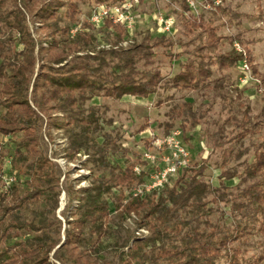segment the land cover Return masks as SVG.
I'll return each mask as SVG.
<instances>
[{"label": "trees", "instance_id": "16d2710c", "mask_svg": "<svg viewBox=\"0 0 264 264\" xmlns=\"http://www.w3.org/2000/svg\"><path fill=\"white\" fill-rule=\"evenodd\" d=\"M21 1L43 33L33 39L17 0H0V135L12 140L9 165L16 175L26 178L27 186L21 193L17 184L0 191V264H264V140L253 145L240 175L230 167L223 169L240 156L232 144L264 127V104L258 115H251L242 100L243 90L233 84L229 72L238 67L241 55L222 50L223 40L229 45L237 41L246 50L256 41L244 37L240 26L244 14L223 5L205 17L182 12L177 15L178 34L157 32L152 36L145 30L139 41L136 35L128 36L123 26L106 19L103 24L117 30L109 44L101 46L97 36L82 30L78 0ZM90 1L114 5L123 0ZM179 5L186 9L183 0ZM91 10L87 16L90 25ZM231 23L237 29L234 34L220 33ZM77 25L80 27L72 35L71 29ZM126 39L130 42L121 45ZM11 41L21 47L10 50ZM157 48L170 60L184 57L178 72L171 76L161 73ZM214 73L218 76L212 80ZM211 82L227 110L207 138L211 151H221L218 185L204 180L209 166L206 159L190 162L161 187L136 195L131 190L142 182L144 173L133 170L135 162L114 165L109 176L100 177L94 186L74 190L64 183L66 210L75 197L80 201L70 213L71 219L66 217L68 227L60 243L61 222L55 216L60 174L56 163L40 149L43 117L47 127L68 134L70 156L100 149L96 158L109 167L105 159L108 138L101 145L88 136L97 124L93 105L87 106L91 99L146 98L171 89L199 90ZM234 102L239 104V116L231 112ZM177 114L185 115L182 131L200 122L191 103H183ZM77 124L79 131H74ZM145 143L149 147V138ZM3 160L0 154V175ZM234 178L237 183L228 186L226 181ZM41 203L43 208L31 220L21 216L30 204ZM112 212L120 219L135 216L136 225L147 234L125 236L110 259L93 257L83 232L96 233L91 248L97 250L104 222Z\"/></svg>", "mask_w": 264, "mask_h": 264}, {"label": "rangeland", "instance_id": "374dc122", "mask_svg": "<svg viewBox=\"0 0 264 264\" xmlns=\"http://www.w3.org/2000/svg\"><path fill=\"white\" fill-rule=\"evenodd\" d=\"M139 1L140 4L135 12L136 14L139 13L138 20L135 23L134 32H132L133 35H136L138 41L141 39L145 30H148L152 36L157 34L152 20L154 13L160 12L163 15L173 18L175 22L174 35L178 34L180 29L177 15L182 12L183 14L190 13L187 7H185L186 9L184 11L183 7H180L181 0ZM183 1L186 4L185 0ZM17 3L25 12L28 28L33 39L41 37L43 32L39 29L38 23L26 13L21 0H17ZM94 5L90 0H78V6L81 11L78 22L83 23L81 24L82 30L98 37V45L106 46V43L109 44L108 42L114 38L113 30L116 32L117 29L109 23H104L99 26H92L87 23L88 13ZM222 5L229 9H237L240 13L244 14L240 19V26L245 31L244 37L246 39L256 40L248 44V51L238 43L246 54L247 60L249 52L252 57V68L248 61L249 74L251 75L250 80L246 84H239L238 77L240 73L238 67L235 66L229 70L233 77V84L243 90L242 100L249 105L250 114L256 116L264 104V0H222L220 6ZM216 10H218V7L211 11ZM208 12L210 11L201 10L199 14L201 13L205 17L208 15ZM259 12L261 13V17L258 16ZM262 18L263 20H261ZM236 30L234 23H231L223 27L220 33L223 35H231ZM106 31H110L112 34ZM234 42L229 45L226 40H223L222 50L228 51L232 49L235 51L233 46ZM8 45L10 50L13 49V46L14 49L21 47L13 41L9 42ZM34 49L36 51L37 47ZM155 50L159 51L158 60L160 63V71L163 75L171 76L178 72L180 62L184 60V57L170 60L161 54V48ZM174 50L179 51V48L176 47ZM4 53H7V51ZM217 76L218 73H214L212 80ZM213 84L214 82H211L209 87H204L199 90L171 89L161 91L156 95H149L146 98L124 96L121 100H114L107 97H94L91 99L87 103V106L93 105L97 124L91 127L88 131V136H93L95 141L101 145H105L104 141L108 138L109 143L106 147L105 159L110 163L109 167L101 165L98 158H96L102 153L100 149L99 152L88 149L87 152L80 151L70 156L68 154V134L64 129H57L53 126L47 127L45 125V118L43 117L40 149L56 163L60 174L59 184L61 191L58 195L57 208L55 209V216L61 222L60 243L64 239L63 230L68 227L65 223L66 217L71 219L70 213L75 211L80 201L78 200L79 198L75 197L71 201V206L66 210L68 197L66 190L62 188L63 184L67 183L74 190L80 187L94 186L100 177L109 176L110 170L114 165L124 167L127 163L135 162V166L141 169L144 176L142 177V182L132 188L131 191L133 192L135 188L149 181V174L153 170L152 166L143 160V152L149 148H146L145 140L150 135L161 137L173 130L180 131L181 141L190 153V162L199 163L201 160L206 159L209 166L205 171L204 180L214 186L218 185V175L222 170L221 151H211L207 143V138L210 133L215 131L217 124L221 123L227 116V110L222 108L223 99L218 91L213 88ZM183 103H191L192 109L200 121L199 124L185 131H182L181 128V123L183 118L185 119V115L179 116L177 114L180 113V107ZM231 110L234 115H240L239 104L237 102L233 103ZM2 111L3 109L0 106V113ZM85 114L86 112L84 110L83 117ZM57 115L61 116V113L58 112ZM141 127H144V129L139 131ZM74 131H79V125L74 127ZM262 140H264V127L259 132L247 135L238 142L233 143L232 148L234 152L239 153L240 156L233 158L223 169L226 166L230 167L231 169H235L240 175L244 163L251 158L253 145ZM12 149V140H8L7 137L0 135V154H2L3 159H6L3 160L1 169L3 172L0 175V191L2 192L3 189L1 186L3 185V178L14 172L9 165L10 151ZM25 179L24 176L15 174V179L11 185L17 184L21 193L27 187ZM237 181V178H234L226 181V184L232 187ZM126 191L125 193H127ZM113 193H117L116 189H113ZM43 205V203L30 204L28 208L21 212V216L31 220L34 213L40 211ZM108 218L104 222V227L102 228L103 235L97 250L91 248V243L93 241L95 242L96 233L94 232L95 234L90 235L88 229H85L83 232L82 236L84 237L83 241H85L86 249H90L93 257L110 259L125 236L131 233L137 236L147 234L144 227H138L136 225L137 219L133 215L120 219L112 212ZM97 230L95 231L97 232Z\"/></svg>", "mask_w": 264, "mask_h": 264}, {"label": "built area", "instance_id": "2783aa9c", "mask_svg": "<svg viewBox=\"0 0 264 264\" xmlns=\"http://www.w3.org/2000/svg\"><path fill=\"white\" fill-rule=\"evenodd\" d=\"M185 3L188 12L196 15L199 14L201 10H214L221 5L222 0H185ZM139 4V0H126L114 5L97 4L91 10L89 22L94 26H99L103 24L104 20L108 19L114 24L123 26L128 36H132L135 23L138 20L139 13L136 14L135 12ZM152 20L156 32L174 35L175 22L172 17L158 12L152 15ZM79 27L80 25H77L72 28L71 34L73 35ZM129 42L130 40L126 39L121 45L125 46ZM233 46L235 51L241 55L238 60V69L241 73L238 77V82L239 84H246L251 78L246 54L241 49L238 42L235 41ZM143 160L152 166L153 170H151L149 174V181L135 188L133 195L161 187L180 169L189 165L190 153L180 139V132L178 130H173L161 137L150 135L149 148L143 152ZM133 170L139 172L141 169L135 166ZM14 179V172L3 178V185L1 187L4 192L7 191L8 186Z\"/></svg>", "mask_w": 264, "mask_h": 264}]
</instances>
